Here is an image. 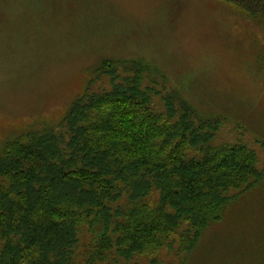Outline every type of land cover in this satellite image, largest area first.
<instances>
[{
  "label": "trees",
  "instance_id": "16d2710c",
  "mask_svg": "<svg viewBox=\"0 0 264 264\" xmlns=\"http://www.w3.org/2000/svg\"><path fill=\"white\" fill-rule=\"evenodd\" d=\"M225 1L264 21V0ZM90 74L111 89L89 83L57 123L0 145V264H75L82 226L118 259L176 245L190 254L230 191L261 180L247 146H214L222 117L201 115L178 90L159 95L169 77L153 63L104 59Z\"/></svg>",
  "mask_w": 264,
  "mask_h": 264
},
{
  "label": "rangeland",
  "instance_id": "374dc122",
  "mask_svg": "<svg viewBox=\"0 0 264 264\" xmlns=\"http://www.w3.org/2000/svg\"><path fill=\"white\" fill-rule=\"evenodd\" d=\"M104 59L162 69L159 95L178 90L201 115L222 117L214 146H247L263 175L230 191L222 220L190 254L176 245L118 259L82 226L75 264H264V21L225 0H0V145L59 120L89 83L111 89L90 74ZM153 102L163 110L161 97Z\"/></svg>",
  "mask_w": 264,
  "mask_h": 264
}]
</instances>
